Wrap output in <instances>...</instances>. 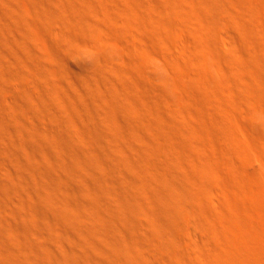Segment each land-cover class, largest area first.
<instances>
[{
	"label": "bare ground",
	"instance_id": "1",
	"mask_svg": "<svg viewBox=\"0 0 264 264\" xmlns=\"http://www.w3.org/2000/svg\"><path fill=\"white\" fill-rule=\"evenodd\" d=\"M0 264H264V0H0Z\"/></svg>",
	"mask_w": 264,
	"mask_h": 264
},
{
	"label": "rangeland",
	"instance_id": "2",
	"mask_svg": "<svg viewBox=\"0 0 264 264\" xmlns=\"http://www.w3.org/2000/svg\"><path fill=\"white\" fill-rule=\"evenodd\" d=\"M220 137L229 144L233 143V140L225 135H220Z\"/></svg>",
	"mask_w": 264,
	"mask_h": 264
}]
</instances>
